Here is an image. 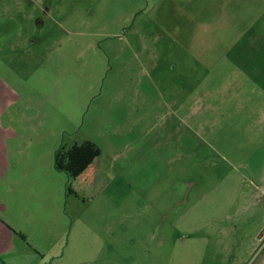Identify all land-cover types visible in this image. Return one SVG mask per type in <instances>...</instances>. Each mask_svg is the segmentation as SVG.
<instances>
[{"label": "rangeland", "instance_id": "1", "mask_svg": "<svg viewBox=\"0 0 264 264\" xmlns=\"http://www.w3.org/2000/svg\"><path fill=\"white\" fill-rule=\"evenodd\" d=\"M85 140L68 195L54 152ZM1 160L31 264H259L264 0H0Z\"/></svg>", "mask_w": 264, "mask_h": 264}, {"label": "crops", "instance_id": "2", "mask_svg": "<svg viewBox=\"0 0 264 264\" xmlns=\"http://www.w3.org/2000/svg\"><path fill=\"white\" fill-rule=\"evenodd\" d=\"M19 160L20 159L16 161V166L20 164ZM10 164L11 162L7 160L0 161V182H7L11 187H13L15 184H20V181H25L26 179H21V175L18 173L14 174L12 172H8L11 171ZM23 177H27V175H23ZM41 177L42 175H39V181H42ZM31 181L37 182V180L33 178L31 179ZM262 181L263 182L261 183V185H259V187L264 185V176H262ZM34 188H36L35 185L33 183H30L29 189H26L24 191V194L22 196L20 195L17 200V204H19L21 209L23 208L24 211H27L25 210V208H28V206L32 207L33 204H37L35 202L40 201L36 198L28 196L31 191H33L32 194H35V192H37L34 191ZM261 193L264 194L263 188L261 189ZM6 208V204H1L2 211L6 210ZM31 214L32 213L28 212V216L31 217ZM1 228L3 229V232L5 233L6 237L0 238V264H31L32 260L29 262V259L27 257H24V255L19 252L18 244L13 230H11L10 227L5 226L4 224H1ZM259 228L260 229H257L256 231L258 234L260 232L257 238V246L253 251L249 252L250 254L248 253L249 259L247 260L250 261L254 258L255 260H259V264H264V222ZM237 259H233V257H230V260ZM241 260L245 261V259L243 258Z\"/></svg>", "mask_w": 264, "mask_h": 264}, {"label": "trees", "instance_id": "3", "mask_svg": "<svg viewBox=\"0 0 264 264\" xmlns=\"http://www.w3.org/2000/svg\"><path fill=\"white\" fill-rule=\"evenodd\" d=\"M101 149L92 141L85 140L70 147L61 145L54 152V168L68 176V195L77 194L82 183L89 180L99 163Z\"/></svg>", "mask_w": 264, "mask_h": 264}]
</instances>
